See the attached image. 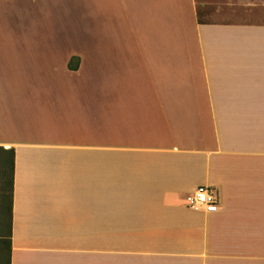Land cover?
<instances>
[{
    "label": "crops",
    "instance_id": "crops-1",
    "mask_svg": "<svg viewBox=\"0 0 264 264\" xmlns=\"http://www.w3.org/2000/svg\"><path fill=\"white\" fill-rule=\"evenodd\" d=\"M10 15L83 39L51 63L82 114L62 140L9 110L40 71ZM0 69V264H264V24L200 22L198 0H0ZM200 186L218 213L187 207Z\"/></svg>",
    "mask_w": 264,
    "mask_h": 264
},
{
    "label": "rangeland",
    "instance_id": "rangeland-1",
    "mask_svg": "<svg viewBox=\"0 0 264 264\" xmlns=\"http://www.w3.org/2000/svg\"><path fill=\"white\" fill-rule=\"evenodd\" d=\"M48 12L54 10L49 9ZM198 14L202 22L207 23H249V24H264V0H198ZM51 15L34 17H9L8 34H35V44L39 42V46L35 47V58L40 64V71L29 72L25 71L22 81L13 88L12 93H18L17 96L24 100L22 104L18 100H13L9 110L14 111L16 118L20 121L21 116L30 117L36 121L42 128H58L57 140H62L65 137V129L69 128L71 121L75 120V116L80 120L82 114L75 108L78 106L75 102H56L60 99L61 91L56 92V89H51L55 84L53 68L51 63L69 52L70 46L79 47L81 40L80 36L67 35L64 30L58 31L55 25H49ZM48 18V19H47ZM19 19V20H18ZM67 19V18H65ZM20 20H23L22 22ZM3 32H5L3 30ZM70 36V37H69ZM10 40V39H9ZM84 46L88 48L93 42L84 39ZM18 45V41L14 40ZM2 43H5L4 41ZM96 49V48H95ZM33 50V48L31 49ZM0 80H8L5 70L0 69ZM16 76H17V72ZM10 83H15L17 77L13 78V72H10ZM33 82V83H32ZM51 89V90H50ZM49 92L51 96H49ZM13 94L7 95V97ZM15 96V95H14ZM61 137V138H60ZM3 179V192L6 193L4 205L10 204V176L5 170L1 173Z\"/></svg>",
    "mask_w": 264,
    "mask_h": 264
},
{
    "label": "built area",
    "instance_id": "built-area-1",
    "mask_svg": "<svg viewBox=\"0 0 264 264\" xmlns=\"http://www.w3.org/2000/svg\"><path fill=\"white\" fill-rule=\"evenodd\" d=\"M186 203L188 208L206 214H216L219 211L216 190L209 186H200L197 188L190 196H188Z\"/></svg>",
    "mask_w": 264,
    "mask_h": 264
},
{
    "label": "trees",
    "instance_id": "trees-1",
    "mask_svg": "<svg viewBox=\"0 0 264 264\" xmlns=\"http://www.w3.org/2000/svg\"><path fill=\"white\" fill-rule=\"evenodd\" d=\"M199 21L202 22L200 20V17H199ZM7 155H8L7 172H8V175L10 176V179H9V184H10V208H9V211L11 213V200H12V194H13L14 173H15V151L9 150V151H7ZM4 170H5V168H4Z\"/></svg>",
    "mask_w": 264,
    "mask_h": 264
}]
</instances>
